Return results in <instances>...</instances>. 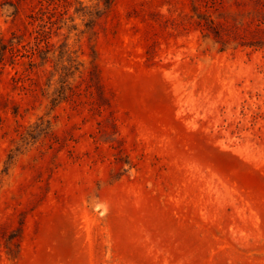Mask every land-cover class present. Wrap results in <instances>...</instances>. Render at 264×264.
<instances>
[{"label": "rangeland", "instance_id": "rangeland-1", "mask_svg": "<svg viewBox=\"0 0 264 264\" xmlns=\"http://www.w3.org/2000/svg\"><path fill=\"white\" fill-rule=\"evenodd\" d=\"M13 43L0 264H264V0H0Z\"/></svg>", "mask_w": 264, "mask_h": 264}, {"label": "trees", "instance_id": "trees-1", "mask_svg": "<svg viewBox=\"0 0 264 264\" xmlns=\"http://www.w3.org/2000/svg\"><path fill=\"white\" fill-rule=\"evenodd\" d=\"M18 45L15 43L11 44V45H6V47H1L0 48V66L3 64V58L1 57V54L2 56L4 55L5 52H8L10 51L12 54H16V52H20V50L18 49L17 47ZM35 53H34V50L33 51H30V57H34ZM57 100H54V103L56 102Z\"/></svg>", "mask_w": 264, "mask_h": 264}]
</instances>
